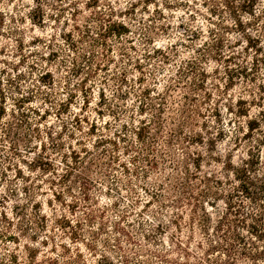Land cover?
<instances>
[{"label":"rangeland","instance_id":"1","mask_svg":"<svg viewBox=\"0 0 264 264\" xmlns=\"http://www.w3.org/2000/svg\"><path fill=\"white\" fill-rule=\"evenodd\" d=\"M229 1L239 6L240 0ZM259 1L264 8V0ZM110 12L109 17L126 23L129 33L121 38H107L106 51L93 38L98 37V25ZM152 47L168 52V58L153 53ZM44 70L50 71L54 78L47 86L38 81ZM122 71L128 80L120 85L119 91L125 94L111 95L118 82L112 75ZM139 76L143 80L139 81ZM99 87L104 91V99L98 95ZM144 87L152 89L146 101L154 106L163 103L160 96L166 97L161 104L162 116L167 119L162 132L155 129L149 111L142 115L137 111ZM45 93H48L47 101L42 98ZM25 96H29V103L20 105V99ZM83 97H87L88 103L82 102ZM60 101L65 107L57 111ZM68 103L70 113L66 110ZM0 106L5 108L4 121L25 118L32 123L36 121L44 138L45 126H51L52 136H58L56 139L63 143L58 151L46 150L58 171L64 168L63 161L71 164V149L87 161L84 164L87 168L71 170L70 179L76 180L77 173L88 176L93 182L88 193L96 202L92 208L103 210V216H97L94 225H89L84 219V201L77 187L50 185L60 191V197L55 198L48 190L47 181L42 180L52 174L45 176L36 170L40 173L36 177L21 158L14 157L21 174H31L26 183L40 185L41 190L28 199L13 168L5 171V178L1 176L0 211L12 220V225H6L0 216V229L8 226L9 231L16 233L19 243L7 244L4 238L0 239V253L16 249L19 257H25L23 244L26 243L36 248L37 260L42 262L43 255L61 253L58 243H63L72 250L68 253L71 256L78 250L86 260L84 264H173L176 261L212 264L215 259L233 264H264L262 8L253 15L239 11L235 16L229 13L225 0H0ZM28 106L49 112L45 119H39ZM155 110L152 112L156 113ZM73 113L86 117L88 123L83 122V131H75L70 138L67 130ZM186 117L191 122L182 124ZM139 119L148 123L142 140L133 132L140 125ZM249 119H255L251 129L247 128ZM92 121L95 133L91 135L87 127ZM196 134L201 143L189 140ZM98 136L103 141L94 147ZM109 138L116 141L117 149ZM167 139L169 143L165 142ZM130 143L136 147L129 146ZM148 143L152 150L148 149ZM83 146L92 156H100L99 165L89 163L92 156L84 153ZM7 148L0 146V156L8 153ZM111 155L115 156L113 162ZM146 157L155 163L151 164ZM196 157L200 171L192 162ZM183 166L202 180L204 175H210L205 184L187 178L196 197L200 198L198 193L208 186L215 191L213 196H223L235 205L240 203L239 217L245 223L230 224L232 229L223 225L231 238L211 235L221 245L233 249V253L224 254L219 245L213 247V240L206 239L196 222L188 229V224H192L189 204L170 206L176 199V182L185 177ZM242 167L250 177L247 187L251 199L235 190L240 186L231 169ZM170 172L176 178L168 180ZM241 172L236 171L243 175L244 171ZM215 178L222 184L215 183ZM169 183L175 184V190L165 194L163 189ZM70 187L73 189L68 192L66 189ZM228 192H233L232 197H226ZM1 195L7 200L1 199ZM207 199L213 200L212 196L201 197L199 205L212 218L203 222L211 226L224 204L219 201L213 207L216 200L205 203ZM34 201L42 204L40 213L47 217L45 227L29 223V219L37 220L31 208ZM195 211L196 219L202 220V210ZM94 213L100 215L98 211ZM176 213H181L182 219ZM60 216L67 223L57 221ZM173 220L180 221L181 230L174 226ZM99 221L103 222L102 226ZM117 226L130 234V242ZM89 231L94 232V238ZM235 233L241 234L245 242L237 240ZM30 237L38 242L32 244ZM42 239L46 246L40 242ZM89 242L93 243L92 248L87 246Z\"/></svg>","mask_w":264,"mask_h":264},{"label":"trees","instance_id":"2","mask_svg":"<svg viewBox=\"0 0 264 264\" xmlns=\"http://www.w3.org/2000/svg\"><path fill=\"white\" fill-rule=\"evenodd\" d=\"M226 5L229 6V13H233L235 16L239 11H243L245 14H249V15H253L254 12L256 11V9H260L262 8V12H264V8L262 7V5H260V1L259 0H240L239 2V6H235L233 4L232 1L229 0H225ZM258 5L260 7H258ZM112 13L110 12L108 14V18H102V22L99 23L98 25V29L99 31H97V38H93V41H96V43H98L99 45H104L105 46V50L107 51L109 49L108 46H106V41L107 38L109 37H113V38H121L122 35L124 34H128L129 33V29L128 26L126 25V23H124L123 21L120 20H114L112 17H109ZM99 20L101 21V19L99 18ZM106 20V21H105ZM152 31V30H150ZM150 37H147V40H149ZM151 43H153V40L151 41ZM171 47V46H170ZM153 53L159 54L160 56H162L164 59L168 58V52L159 49L158 47H152L151 48ZM95 57L94 53L92 52L90 54V59L93 60ZM112 78L115 79L116 82V86L115 88L112 90L111 95L117 94L120 97H123V95L125 94V92H121L119 91V87L120 85L124 82H127V76L125 74L124 71L119 72V75H112ZM53 76L51 75L50 71L48 70H44L43 72L40 73L38 81L43 82L42 84H44L45 86H47V84H52L53 83ZM138 80L141 81L143 80L142 76L138 77ZM170 88V86H169ZM149 87H144L143 90L141 91V100H140V105L137 106V111L142 115L144 114L146 111L150 113L151 117L149 118L152 121V124L155 125V129L158 130V132H162L165 129L166 126V122L167 119L164 118L162 116L163 111V105L164 104V100L166 99L165 96H160L159 98L162 99L163 103H158L157 106H154V103L151 101H146L148 98V94L150 92ZM129 92V91H128ZM98 95L101 96V99H104V91L103 89H100V87L98 88ZM116 95V96H117ZM28 97H22V99H20L19 103L20 105L23 103H29L30 99H28ZM43 100L47 101L49 100L48 97V93H45L43 95ZM242 100V99H240ZM87 102V97H83L82 98V102ZM67 104V103H66ZM106 104H109L108 101ZM60 107H65V103H63V101L59 102V107L57 108V111H59ZM108 110H112L111 107H109V105L107 106ZM29 111L33 112L34 114H36L39 119H45L46 117V113L49 112L47 111V109H43V111L41 112V110L38 108L36 109L35 107H31L28 106L27 107ZM66 110L67 112L70 113V103H68V105L66 106ZM156 109L155 112H152V110ZM13 112H11V115L14 116V114H12ZM99 113L101 114V116H103L102 112L99 111ZM114 114V113H113ZM242 115H247V113L242 112ZM6 112H5V108L3 106H0V146H6L7 145V149H8V153L3 154L2 156H0V158L3 161V164L0 166V178L1 176H3V178H5V171L7 169H14L15 172V177H19L22 181V185H20L21 189L23 190L24 194H27L28 199H31L33 197L36 196V194H38L36 191L41 190V186L37 185V184H28L26 183V181H29L31 178V174L35 173L36 177L38 175L43 174L45 176H48L49 174H52V176H49L47 179H42L43 181H47L48 184V190L51 191L52 195L55 198H59L60 197V191H56L52 186L53 184H60V185H64L69 187V185H73L75 187H77V190L82 194V199L84 201V210L83 214H84V219L85 221H87L88 223H91L89 225H94L93 222H95V218L98 216L102 217L103 213L101 209L97 208H92V204H96V202H94V199L92 197H90L89 195V190L91 185H93L92 180L85 175L76 174V180L72 181L70 179V176H72V172L71 170H75V169H79V168H87L84 164L87 162L85 161V159L80 156L79 154H77L74 149L70 150L71 153V158H72V162L71 164H69L66 161H63L64 163V168L60 167L62 171H58L57 168V164L55 163V160H52V157L50 155H48L47 153V148H52L55 150H59L63 147V143L60 140H57L56 138L59 139L58 136H52V130H51V126H45L47 127L46 130H44L45 133V138L42 135V131L40 130V128L38 127V124L35 122H31L29 121L27 118L25 119H18L17 121H4L3 118L5 117ZM22 116H26V113H23ZM140 122L139 127H135L133 128V132L134 135L137 139L142 140L144 132L146 131V125L148 124L147 121H143L141 119L138 120ZM84 123H88V120L86 117H81L80 115H77V113H73L72 114V118H71V127L67 130V137L73 138L75 131H79L82 132L83 131V127H84ZM150 122V121H149ZM182 124H188V122H191L190 119L184 118L182 120ZM255 123V119H249L247 121V128L251 129L253 128L255 125H253ZM190 124V123H189ZM123 125H125L123 123ZM95 127V123L90 122L89 126L87 127L88 130L90 131V134H94V128ZM181 130V129H179ZM89 133V132H87ZM199 134L196 135H192L190 136L189 140H194V143H201L202 140L199 137H195L198 136ZM61 136V135H60ZM95 144L94 147L98 146V144L101 143V141H103L102 136H98L95 138ZM188 140V139H186ZM7 144H6V143ZM109 142L113 145L114 149H117V143L115 140H111L109 138ZM166 143H169V139L165 140ZM148 145V149L152 150L153 148ZM129 146H133L136 147L135 145H133L132 143H130ZM113 149V150H114ZM83 150L84 153H89L90 157L93 155V153L90 152L89 149H87L85 146H83ZM104 153V152H103ZM31 154H33L32 156H30ZM30 156V157H29ZM135 156V155H133ZM16 157L21 158V161L24 162L26 168L28 169L29 172H31V174H27V175H23L21 174V167H19L18 163H16L14 161V159ZM25 157H29L26 158ZM115 156L111 155L110 157V162L114 161ZM136 157H133V159H135ZM147 161H149L151 164H154L155 161L149 158H145ZM195 160H197V157L194 158L193 165L194 168L197 169L198 171H200V165L198 162H195ZM90 164H94V165H99L100 164V156H92L89 160ZM185 168V170L183 171V174L185 177H182L181 180H179V183L176 182V194L174 195V197L176 199H173L172 201L174 202V204L172 203L170 206L173 207L174 205L179 206V207H183L186 205H190V210L192 212V215L190 216V218L192 219V224H188V229H191V225H193L195 222L198 225L199 229H202L203 232L205 233V237L207 240H209V242H215L212 243L213 247L214 246H220L221 248H223L224 254L229 255L230 253H233V249H231L230 247H226L227 245L223 246L221 245L217 240L215 241V239L211 238V235H217L221 238L223 237H227L229 238L231 235L229 233V231L225 232L223 225L225 224L227 227L229 226V228L231 227L232 229V225L230 224H236L239 225V223H243L244 221L241 220L240 216V211H239V205L240 203H238L237 205L231 203L230 201H226L224 199L223 196H213V194H215V191L211 190L210 187H206L204 189H202L198 195H200L201 197L204 196H212L213 200L209 201V199L205 200V203H211L214 200H216V202L214 204H212L213 207H217L218 206V202L221 201L224 204L223 209H221L217 219L214 220L213 225H208L207 223H204L203 220L208 219L211 220L212 218L209 217V215H207V211H205V208H203V206L199 205V200L200 198L196 197V195L193 194L192 192V188L193 185H190L189 181L187 180L190 178H194V179H199L200 182H203V184L206 183V181L210 180V175H204V180H202V178H200L196 172L191 173L187 170V166H183ZM89 168V167H88ZM180 168V167H179ZM127 169V168H126ZM173 169V167H172ZM40 171V173L38 174V172L36 171ZM91 169H89L90 171ZM232 173L235 175L236 179L239 182V188H236V191L239 192H244L245 196H249V198L251 199L252 197H250V195H248L249 191H248V182H249V176H247L248 173L247 169L245 167H242L240 170L238 169H231ZM236 171H242L241 173L244 174H240V173H236ZM91 172V171H90ZM167 178L168 180H172L174 178H176V176L174 175L173 172H170L167 174ZM68 181H72V184H68ZM215 183L218 184H222V182L219 179H214ZM69 183V182H68ZM1 186V185H0ZM175 184L174 183H169L168 186L165 187V189H163L167 194L170 191H174ZM264 188V186H263ZM73 187H70V189H66L68 192H70V190H72ZM233 192H228L226 197H232ZM162 196V194H161ZM1 199L7 200L5 198L4 195H1ZM179 204V205H177ZM31 208H34V211L36 213L33 214L34 218L36 217L37 220H32L29 219V223H34L35 225L39 226L38 224H40L41 227H45L46 226V218L45 215L43 213H40V211L42 210V204L41 202H37L34 201L31 204ZM200 209L202 210L203 214H202V220L201 218H197L196 219V209ZM94 211H98L97 215L94 213ZM15 214H19L18 211L14 210L13 211ZM178 218H181L183 216H181V213H176ZM232 215L233 217H230L229 215ZM0 216L4 219L3 221L6 222V225H12V220L10 219H6L7 217H5V212L4 211H0ZM60 218H62V216H60ZM60 218H57V221L59 220L60 223H67L66 218H62L60 220ZM177 218V219H178ZM1 221V220H0ZM43 221V224L41 223ZM173 222L174 226L180 228L181 230V224L180 221L177 220H173L171 221ZM211 222V221H210ZM245 223V222H244ZM100 226H102L103 222L99 221ZM159 227V224L158 226ZM160 227H163L162 225H160ZM255 228V226H253ZM8 226L4 225V229L1 227L0 229V239H5L6 243L8 244L9 242H12L14 244H18L19 240L17 239V235H15L16 233H13L11 231H9ZM117 230L118 231H122L127 237H128V242H130L131 240V236L130 234H128L122 227L117 226ZM160 230V229H159ZM214 231L213 233L211 231ZM263 231H264V227H263ZM91 233L92 238H94V232L93 231H89ZM234 237L239 240V241H244V237L241 234L235 233ZM231 238V237H230ZM30 242L33 243H37V239H35L34 237H30ZM33 240V241H32ZM46 240V239H45ZM93 240V239H92ZM226 240V238H225ZM42 243V245L46 246L44 239H42L40 241ZM58 246L60 247V252L61 253H57L56 255H43L42 258V262L37 260V250L36 248L30 247L29 245H27L26 243L23 244V247L26 250V255L25 257H19V255L17 254V250H12L10 252H1L0 253V264H84L85 263V259H83L82 254L78 251L75 250L73 256H71L70 253L72 250L67 247L66 245H64L63 243H58ZM87 246L89 248H92L91 246H93V243L89 242L87 243ZM197 246H200L199 243L197 244ZM43 252V251H41ZM52 252H54V250L52 249ZM187 253V251H185ZM230 252V253H228ZM39 253V252H38ZM60 256V258H59ZM158 256V255H157ZM162 256L163 259H166L164 255H159ZM23 258V259H21ZM126 259V258H125ZM173 264H183L181 262H174ZM212 264H233L231 263V261L227 260L226 262H220L218 260H212Z\"/></svg>","mask_w":264,"mask_h":264}]
</instances>
